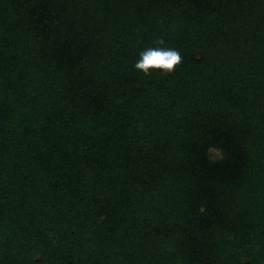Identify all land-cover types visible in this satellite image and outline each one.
<instances>
[{
  "label": "trees",
  "instance_id": "1",
  "mask_svg": "<svg viewBox=\"0 0 264 264\" xmlns=\"http://www.w3.org/2000/svg\"><path fill=\"white\" fill-rule=\"evenodd\" d=\"M0 264H264V0H0Z\"/></svg>",
  "mask_w": 264,
  "mask_h": 264
},
{
  "label": "clouds",
  "instance_id": "2",
  "mask_svg": "<svg viewBox=\"0 0 264 264\" xmlns=\"http://www.w3.org/2000/svg\"><path fill=\"white\" fill-rule=\"evenodd\" d=\"M181 62L180 51L174 47L165 46L163 39H159L153 46H147L139 52L133 67L144 75H149L154 70L171 73Z\"/></svg>",
  "mask_w": 264,
  "mask_h": 264
},
{
  "label": "rangeland",
  "instance_id": "3",
  "mask_svg": "<svg viewBox=\"0 0 264 264\" xmlns=\"http://www.w3.org/2000/svg\"><path fill=\"white\" fill-rule=\"evenodd\" d=\"M214 154H215V156H218V153L215 152Z\"/></svg>",
  "mask_w": 264,
  "mask_h": 264
}]
</instances>
